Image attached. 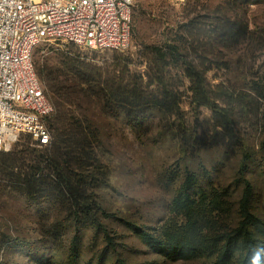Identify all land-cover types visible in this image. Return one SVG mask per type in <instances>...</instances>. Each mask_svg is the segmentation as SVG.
Instances as JSON below:
<instances>
[{"label": "rangeland", "instance_id": "obj_1", "mask_svg": "<svg viewBox=\"0 0 264 264\" xmlns=\"http://www.w3.org/2000/svg\"><path fill=\"white\" fill-rule=\"evenodd\" d=\"M173 45L180 55L167 57L159 85L152 49L168 54ZM64 55L147 104L139 125L97 108L91 115L97 137L88 142L94 153L84 164L97 169L102 206L121 217L105 221L117 234L116 250L103 235L94 239L85 222L59 216L52 200L28 199L0 173V264H54L51 250L65 246L77 226L87 234L83 262L98 253L108 264H209L213 259L172 261L125 225L155 228L171 218L186 172L199 179L195 194L225 192L231 212L221 215V225L235 224L246 182L253 187L252 212L264 221V0H135L128 49L96 53L45 44L36 51L35 69L57 68ZM185 64L204 72L214 107L201 106Z\"/></svg>", "mask_w": 264, "mask_h": 264}, {"label": "trees", "instance_id": "obj_2", "mask_svg": "<svg viewBox=\"0 0 264 264\" xmlns=\"http://www.w3.org/2000/svg\"><path fill=\"white\" fill-rule=\"evenodd\" d=\"M224 31L236 36L233 30ZM152 50L156 51L154 74L162 85L163 70L168 65L166 59L179 56L180 47H169L168 54L157 48ZM185 65L201 106L214 107L204 87V72L193 65ZM37 74L54 106L48 123L52 142L49 146L38 147L29 137L23 142V136L10 152H0V173L17 181L20 192L28 199H50L58 207L59 216L66 213V217L85 222L94 239L103 235L108 249L115 251L117 234L105 225V221H120L121 217L102 206L95 194L99 188L97 169H91L92 162L84 164L86 159L92 161L94 153L90 148L93 143L88 142L91 137H97L91 115L97 108L98 114L124 115L139 125L147 104L139 102L135 91L132 93L126 87L102 80L90 65L69 55L63 56L59 67H48ZM155 102L160 104L158 107L165 108L161 101ZM101 133L98 130V138ZM84 145L88 147L83 149ZM246 167L243 163L241 174L246 172ZM198 184V177L186 172L171 204L172 216L162 225L139 229L124 221L125 225L142 242L151 244L172 261L207 258L213 259L209 264H264V221L252 212V185L245 183L235 224L223 226L221 215L231 212L225 192L213 189L208 193L199 189L195 194ZM86 235L80 226L75 227L65 246L51 250L53 263L108 264L98 253L96 258L83 262ZM118 264L127 262L118 259Z\"/></svg>", "mask_w": 264, "mask_h": 264}, {"label": "built area", "instance_id": "obj_3", "mask_svg": "<svg viewBox=\"0 0 264 264\" xmlns=\"http://www.w3.org/2000/svg\"><path fill=\"white\" fill-rule=\"evenodd\" d=\"M135 0H0V152L23 136L49 146L54 106L34 56L64 42L92 52H123L131 42Z\"/></svg>", "mask_w": 264, "mask_h": 264}]
</instances>
